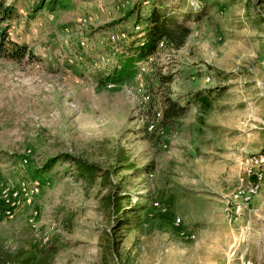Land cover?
I'll return each mask as SVG.
<instances>
[{
    "label": "rangeland",
    "instance_id": "374dc122",
    "mask_svg": "<svg viewBox=\"0 0 264 264\" xmlns=\"http://www.w3.org/2000/svg\"><path fill=\"white\" fill-rule=\"evenodd\" d=\"M154 8L191 29L185 45L161 43L134 80L100 85L110 48L141 36ZM17 9L8 37L33 58L0 57V254L264 264V178L240 200L244 159L256 170L264 146L226 159L232 128L264 126V0H69L33 20ZM169 99L185 111L162 127Z\"/></svg>",
    "mask_w": 264,
    "mask_h": 264
},
{
    "label": "trees",
    "instance_id": "16d2710c",
    "mask_svg": "<svg viewBox=\"0 0 264 264\" xmlns=\"http://www.w3.org/2000/svg\"><path fill=\"white\" fill-rule=\"evenodd\" d=\"M18 1L26 4L25 13L29 20L35 19L42 10L52 13L58 9H65L69 3V0H14V3H8V0H0V57L15 62H21L26 56L33 58L26 46L18 44L8 37L10 23L20 17L17 9ZM143 23L141 36L134 39L132 36H128L110 48L112 58L115 57V60L98 74L100 85H118L134 80L138 73V65L153 56L159 44L162 43L163 48L177 51L185 45L191 35L190 28L182 22L168 17L158 8H154L143 19ZM184 111L185 108L177 102L170 99L166 100L162 109L160 125L162 127L172 126ZM52 163L53 161L46 163L45 168ZM131 169L129 168L128 171ZM120 209L121 207L118 211ZM51 258L52 255L48 253V250L34 245L29 247L27 251L19 249L10 255L0 254V264H50Z\"/></svg>",
    "mask_w": 264,
    "mask_h": 264
},
{
    "label": "crops",
    "instance_id": "0c3cea01",
    "mask_svg": "<svg viewBox=\"0 0 264 264\" xmlns=\"http://www.w3.org/2000/svg\"><path fill=\"white\" fill-rule=\"evenodd\" d=\"M205 77L206 76H204V78ZM206 78H208L210 81L209 77ZM191 123L194 124V121ZM232 132L236 137L232 142L233 144L229 143V150L226 156L227 160L232 162H240L248 154L258 153L262 150V147L264 146V126L260 128L257 126H250L249 129V125H247L246 122L243 124L239 123L238 127L232 128ZM252 140L254 141L252 142ZM249 143L252 144L249 145Z\"/></svg>",
    "mask_w": 264,
    "mask_h": 264
},
{
    "label": "bare ground",
    "instance_id": "6f19581e",
    "mask_svg": "<svg viewBox=\"0 0 264 264\" xmlns=\"http://www.w3.org/2000/svg\"><path fill=\"white\" fill-rule=\"evenodd\" d=\"M249 162H251L253 165H255V167H256L255 171L258 172L259 175L257 177V180L255 181V188L250 190L249 192H247L245 194V198H244L245 202H249L253 197H255L260 192L261 186H263L262 184H263V178H264V152L262 154L252 156L249 159ZM22 189H23L24 193H26L25 192L26 189L24 187ZM28 192H30L31 194L36 193L37 192V185L34 183V185H32V187L30 188V191H28ZM17 197H18L17 192H14V191L11 192V199H13L15 201V200H17Z\"/></svg>",
    "mask_w": 264,
    "mask_h": 264
},
{
    "label": "built area",
    "instance_id": "2783aa9c",
    "mask_svg": "<svg viewBox=\"0 0 264 264\" xmlns=\"http://www.w3.org/2000/svg\"><path fill=\"white\" fill-rule=\"evenodd\" d=\"M258 172L255 171V168H248V164L246 163V159H244V177L242 181V191L240 193V200L242 199L243 195L245 193L249 192L250 190L255 188V181L258 177ZM28 192V196H29ZM240 201H238L239 204ZM6 203V201H5ZM243 264H252V262H246V259H244Z\"/></svg>",
    "mask_w": 264,
    "mask_h": 264
}]
</instances>
